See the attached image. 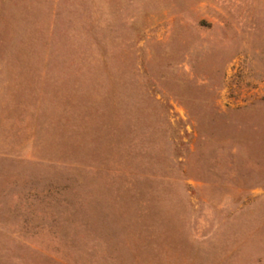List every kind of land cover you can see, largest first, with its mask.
<instances>
[{"label":"rangeland","instance_id":"374dc122","mask_svg":"<svg viewBox=\"0 0 264 264\" xmlns=\"http://www.w3.org/2000/svg\"><path fill=\"white\" fill-rule=\"evenodd\" d=\"M0 264H264V0H0Z\"/></svg>","mask_w":264,"mask_h":264}]
</instances>
